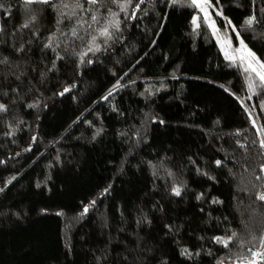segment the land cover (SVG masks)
<instances>
[{"label":"trees","instance_id":"obj_1","mask_svg":"<svg viewBox=\"0 0 264 264\" xmlns=\"http://www.w3.org/2000/svg\"><path fill=\"white\" fill-rule=\"evenodd\" d=\"M206 3L0 0V264L264 253V0Z\"/></svg>","mask_w":264,"mask_h":264},{"label":"rangeland","instance_id":"obj_2","mask_svg":"<svg viewBox=\"0 0 264 264\" xmlns=\"http://www.w3.org/2000/svg\"><path fill=\"white\" fill-rule=\"evenodd\" d=\"M200 7H197L199 15L206 19L207 24L210 26L211 29H215V24L212 21V13L209 9L205 0H198ZM203 9V10H202ZM198 21L197 15L194 17V23ZM217 42L221 48V50L232 59L239 61L247 67L248 70L252 71L249 67L251 65L252 68H256L257 71H264V69H260L259 64L256 63L255 56H249V49L241 43L232 44L231 41L225 34H222L220 31L216 32ZM251 52V51H250ZM252 53V52H251ZM253 72V71H252ZM256 74V72H254Z\"/></svg>","mask_w":264,"mask_h":264},{"label":"snow or ice","instance_id":"obj_3","mask_svg":"<svg viewBox=\"0 0 264 264\" xmlns=\"http://www.w3.org/2000/svg\"><path fill=\"white\" fill-rule=\"evenodd\" d=\"M32 2L48 3V0H26V3H32ZM173 2L175 3L176 0H173ZM206 2H207V0H205V3ZM89 3H96V0H89ZM192 4L195 5L196 7H200V4H199L198 0H192ZM0 7H2V6H0ZM93 19H95V17H93ZM254 20H255L254 17H250V18H248L245 21V23L250 26V25H252L254 23ZM241 44H243V41H241ZM248 54H249V56H252L254 58V53H251L249 51ZM256 63L259 64L260 69H264V63H260L258 60L256 61ZM249 67L251 68V70L253 72H256V75L260 78V80L262 82H264V71H257V69L256 68H252L251 65ZM249 88L252 89L253 91H255V89L253 88V86H252L251 83L249 84ZM66 91H67V89H66ZM0 108H3V106L0 105ZM261 146L264 147V141L261 142ZM217 163L219 164L220 162L217 161ZM262 171H264V168H262ZM257 179H259V177H257ZM174 191H175V194L176 195H179L180 194L179 189H174ZM257 199L264 201V193H261L260 195H258ZM86 211H87V208H85V212ZM235 235L236 234L233 233V236H235ZM228 239L231 240L232 237H229ZM217 240L220 241L221 238H217ZM223 242L225 244H227V241H223ZM261 247L264 248V237L261 238ZM257 256H260L261 258H264V253H261V252H252L253 259L249 261V264H256L255 257H257ZM241 264H242V262H241Z\"/></svg>","mask_w":264,"mask_h":264}]
</instances>
